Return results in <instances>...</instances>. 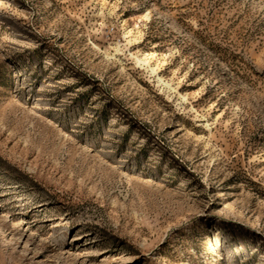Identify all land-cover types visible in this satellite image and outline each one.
Instances as JSON below:
<instances>
[{
  "label": "rangeland",
  "instance_id": "obj_1",
  "mask_svg": "<svg viewBox=\"0 0 264 264\" xmlns=\"http://www.w3.org/2000/svg\"><path fill=\"white\" fill-rule=\"evenodd\" d=\"M0 264H264V0H0Z\"/></svg>",
  "mask_w": 264,
  "mask_h": 264
}]
</instances>
